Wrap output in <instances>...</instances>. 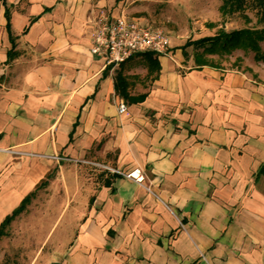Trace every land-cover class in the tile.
I'll return each instance as SVG.
<instances>
[{"label":"crops","instance_id":"1","mask_svg":"<svg viewBox=\"0 0 264 264\" xmlns=\"http://www.w3.org/2000/svg\"><path fill=\"white\" fill-rule=\"evenodd\" d=\"M102 10L123 11L112 0H19L8 59L1 14L0 217L49 170L34 192L63 191L50 218L62 217L65 236L57 264H264V180L252 178L264 83L192 62L172 35L153 50L156 67L146 70L142 49L104 61L88 47ZM102 162L139 164L143 178Z\"/></svg>","mask_w":264,"mask_h":264},{"label":"rangeland","instance_id":"2","mask_svg":"<svg viewBox=\"0 0 264 264\" xmlns=\"http://www.w3.org/2000/svg\"><path fill=\"white\" fill-rule=\"evenodd\" d=\"M6 1L8 9L19 3V0ZM219 1L112 0V3L117 4L123 11L138 13L142 16L140 18L161 25L166 40L168 35L184 38L219 27L259 22L256 19L257 9L254 0H243L240 7L223 11L218 8ZM1 14L0 10V18ZM259 43L264 45V39H259ZM185 45L188 51L192 49L190 42ZM208 54L216 60V64L242 68L264 83V59L254 58L249 47L235 46L229 51L219 53L212 51ZM61 193L63 191L58 183L40 190L36 189L35 196L10 218L5 225V231L0 233V264H51L53 258L59 257L65 247V236L59 233L62 217L54 225L50 218L59 213L60 208L55 206V200L60 198ZM65 228L68 231L70 226L65 225Z\"/></svg>","mask_w":264,"mask_h":264},{"label":"trees","instance_id":"3","mask_svg":"<svg viewBox=\"0 0 264 264\" xmlns=\"http://www.w3.org/2000/svg\"><path fill=\"white\" fill-rule=\"evenodd\" d=\"M2 3V14H3V25L6 31V36L8 38V44L5 46L4 59H8L15 48L14 44V33L10 29V22L8 18V6L6 0H0ZM257 9L258 23H242L234 26H229L226 28L219 27L212 31L201 32L193 36H185L183 40L179 43L184 55L187 54L183 45L190 42L192 45L191 57L192 62H209L216 64V60L212 58L208 53L215 51L216 53L222 51H229L235 46H240L242 48L249 47L252 50V56L254 58L264 59V45H260L259 39H264V0H254ZM243 4V0H220L218 2V8L223 11L225 9H232L240 7ZM45 6V4L43 5ZM37 12L30 13L29 18L34 17ZM244 16L246 14L244 13ZM23 27V26H22ZM142 53L146 54V70L149 69L148 66H157L158 61L154 56V52L151 48H143ZM1 73V72H0ZM155 71L151 72V75ZM116 81L125 82L124 75L116 71L115 74ZM119 89V88H118ZM143 91H137L135 93L126 94L128 98H139L142 96ZM50 173L46 170L43 175H41L34 183L32 187L27 189L22 193L19 200L4 214L0 217V233L5 231V225L9 222L10 218L20 210L25 202L29 199V196L34 192L37 185L43 183L46 180L47 175ZM258 176L262 177L264 180V156L259 159L255 168L252 170V178L255 180ZM106 176L104 175L103 178ZM51 264H57L55 260L51 261Z\"/></svg>","mask_w":264,"mask_h":264},{"label":"built area","instance_id":"4","mask_svg":"<svg viewBox=\"0 0 264 264\" xmlns=\"http://www.w3.org/2000/svg\"><path fill=\"white\" fill-rule=\"evenodd\" d=\"M88 47L103 55L104 61L115 62L133 50L151 48L162 51L166 48V35L161 25L124 11H99L93 17ZM117 108L124 106V99H117ZM120 173L136 180L143 178L139 164L121 168L102 162Z\"/></svg>","mask_w":264,"mask_h":264},{"label":"water","instance_id":"5","mask_svg":"<svg viewBox=\"0 0 264 264\" xmlns=\"http://www.w3.org/2000/svg\"><path fill=\"white\" fill-rule=\"evenodd\" d=\"M0 71H1V68H0Z\"/></svg>","mask_w":264,"mask_h":264}]
</instances>
